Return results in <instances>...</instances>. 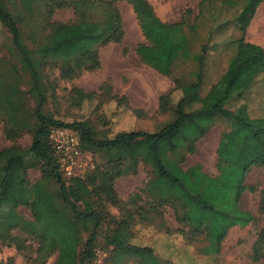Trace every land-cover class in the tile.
I'll use <instances>...</instances> for the list:
<instances>
[{
    "label": "trees",
    "instance_id": "obj_1",
    "mask_svg": "<svg viewBox=\"0 0 264 264\" xmlns=\"http://www.w3.org/2000/svg\"><path fill=\"white\" fill-rule=\"evenodd\" d=\"M263 1L198 0L195 15L186 7L176 22L165 23L146 0H0V27L8 37L0 55V126L2 140L8 143L0 148V246L12 248L22 264H45L52 256L53 264H93L97 251L105 255L101 261L105 264L112 255H127L126 248L138 254L132 255L133 264H158L151 248L127 247L126 230L135 219L138 224L150 223V216L159 217L168 208L176 228L170 231L161 224L164 233H176L186 245L203 244L198 251L207 257L219 253L229 229L254 222L255 217L242 211L239 203L244 192L255 191L244 184L247 174L264 168V105L251 115L244 100L252 85L264 78V54L259 46L246 42L244 34ZM118 3L130 7L143 38L133 50L138 63L168 79L170 86L157 97L156 109L148 117L132 111L140 118H165L152 131L107 136L86 120L63 122L46 106L55 101L58 81L69 82L99 68V48L116 44L126 53ZM35 6H40L47 36L29 47L20 32L24 20L20 10L31 13ZM228 8H236L233 18L222 17L217 27L231 22L238 37L230 41L232 52L224 71L201 95L208 51L202 21L206 16L214 23ZM61 10H70L72 20L53 21ZM79 29L95 43L83 44L77 65L66 49L68 35ZM56 52L60 58L52 56ZM98 91L72 87L65 101L77 108L92 99L123 100L108 94L103 85ZM217 121L224 123L225 130L219 133L215 149V174H207L198 163L183 169L186 156L194 153L195 144ZM52 128L77 136L79 151L89 156L92 165L82 177L66 178L60 171L48 141ZM25 135L30 142L20 147L17 140ZM248 147L253 151L248 149L246 162L234 164L231 151ZM29 170L37 171L38 178L28 181ZM140 171L145 177L138 193L127 203L120 201L115 180ZM17 185L23 188L17 190ZM20 207L28 211V218ZM109 207L122 215H110ZM263 212L260 194L257 214ZM108 224L113 227L103 235V247L97 248L96 238ZM256 261H264L263 252ZM4 264H14L13 258Z\"/></svg>",
    "mask_w": 264,
    "mask_h": 264
},
{
    "label": "rangeland",
    "instance_id": "obj_2",
    "mask_svg": "<svg viewBox=\"0 0 264 264\" xmlns=\"http://www.w3.org/2000/svg\"><path fill=\"white\" fill-rule=\"evenodd\" d=\"M151 6L155 16L165 23H174L178 20L184 8H189L192 15L197 13L198 0H146ZM18 6V4H17ZM118 9L121 16L124 37L122 45L126 47L125 54L121 53L120 46L108 44L98 49L99 68L94 72L82 73L77 79L69 82L58 81L55 91V101L48 102L46 109L53 112L57 119L63 122L72 120H86L92 124V127L98 131L111 136L123 131H152L155 126L163 122L165 118L157 119L140 118L132 114L133 110L142 111L147 117L156 109L157 97L167 90L170 86L169 80L158 75L152 69L138 63L134 48L138 43L143 42L134 15L129 6L125 3H118ZM236 8H228L226 12L220 14V18L214 23L205 16L202 21L204 24L203 37L207 39L208 51L204 60L202 69V81L199 87L201 95L205 94L210 86L219 78L224 71L228 57L232 52L230 41L238 37V32L233 23L227 25L217 24L221 22L222 17L232 19ZM23 22L20 24V32L24 43L33 47L40 44V41L47 35V30L43 25V17L40 12V6L33 7L31 13H26L22 9ZM73 18L70 10L58 11L53 21L66 22ZM68 47L66 51L72 61L81 64V47L85 43L94 44L95 38L87 33L86 30H77L68 35ZM244 40L255 44L263 50L264 54V1L260 3L245 29ZM8 43V37L5 31L0 27V55ZM47 54V53H46ZM48 55V54H47ZM51 55V54H50ZM49 56V55H48ZM52 56L60 58V52L52 53ZM183 65V69H187ZM183 71V70H180ZM177 72H175L176 74ZM56 74V73H55ZM55 77V75H54ZM103 85L108 94L117 98L122 97L118 103L114 100L104 97L101 103L96 99L84 101L79 107L72 108L65 101V95L72 87L82 89L84 92H96L100 94L98 88ZM244 103L247 104L251 115L260 112L264 105V78L254 83L246 95ZM225 130V125L217 121L207 131V133L195 144V151L192 155L186 156L182 165L186 169L193 163H198L204 172L209 175L215 174V149L218 142L219 133ZM30 142L28 136H23L17 140V145L27 147ZM8 146L7 142L2 140L0 126V148ZM253 151V147L243 148L238 152H233L231 161L236 165H242L246 162L247 151ZM39 176L37 171L29 170L27 180L33 181ZM144 173L140 171L138 175L131 177H122L114 182V190L118 199L127 203L129 198L138 193L144 181ZM244 184L252 186L253 193L244 192L241 196L239 208L250 213L255 217V221L249 223L243 228L233 227L228 230L221 243L219 253L214 257H207L199 253V248L203 244L192 243L184 244L179 235L174 232L164 233L161 224L170 231L176 228L171 212L168 208L161 210L159 217L150 216V223H137L130 225L126 230L127 247H149L153 250L158 264H264V261H256L260 252L264 253V212L257 214V206L260 194L264 196V168L252 169L244 179ZM23 188L16 186L17 190ZM24 217L28 218V211L24 207L18 209ZM108 213L115 218L120 217L122 212L114 207L108 208ZM113 225L103 226L101 234L96 238L97 248L103 247V235L110 232ZM84 237V236H83ZM121 239V238H120ZM124 243V239H121ZM100 253V252H98ZM124 257L111 256L105 264H133L135 262L136 251L125 249ZM105 256V255H104ZM13 258L14 264H22L19 257L14 255L12 248L0 246V263L4 264L8 258ZM104 257L100 256V262ZM55 256L49 258L45 264H53ZM102 264V262H101Z\"/></svg>",
    "mask_w": 264,
    "mask_h": 264
},
{
    "label": "built area",
    "instance_id": "obj_3",
    "mask_svg": "<svg viewBox=\"0 0 264 264\" xmlns=\"http://www.w3.org/2000/svg\"><path fill=\"white\" fill-rule=\"evenodd\" d=\"M48 141L56 157L58 167L66 178L82 177L88 170L92 169L90 158L87 154L81 153L78 148L77 136L61 128H52L48 132ZM100 256L94 254L93 264H100Z\"/></svg>",
    "mask_w": 264,
    "mask_h": 264
}]
</instances>
